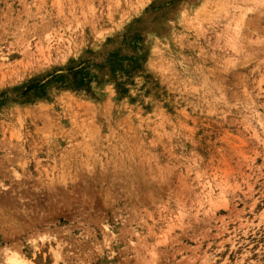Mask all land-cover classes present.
I'll return each mask as SVG.
<instances>
[{
  "label": "rangeland",
  "instance_id": "rangeland-1",
  "mask_svg": "<svg viewBox=\"0 0 264 264\" xmlns=\"http://www.w3.org/2000/svg\"><path fill=\"white\" fill-rule=\"evenodd\" d=\"M13 251L264 264V0H0Z\"/></svg>",
  "mask_w": 264,
  "mask_h": 264
},
{
  "label": "bare ground",
  "instance_id": "bare-ground-1",
  "mask_svg": "<svg viewBox=\"0 0 264 264\" xmlns=\"http://www.w3.org/2000/svg\"><path fill=\"white\" fill-rule=\"evenodd\" d=\"M39 249V248H38ZM55 258H56V263L58 260L62 257L61 252L59 249L54 250ZM7 264H35L33 261L28 260L25 257V254H22L19 251H13L12 254H10L7 258Z\"/></svg>",
  "mask_w": 264,
  "mask_h": 264
}]
</instances>
